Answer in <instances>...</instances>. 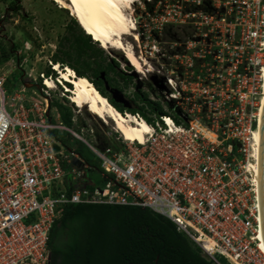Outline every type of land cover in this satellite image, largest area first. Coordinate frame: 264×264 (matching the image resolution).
<instances>
[{"label": "built area", "instance_id": "obj_1", "mask_svg": "<svg viewBox=\"0 0 264 264\" xmlns=\"http://www.w3.org/2000/svg\"><path fill=\"white\" fill-rule=\"evenodd\" d=\"M188 1L163 0L158 19L160 28H194L183 51L162 54L169 63L161 95L175 103V114L167 108L147 122L139 112H123L147 123L142 141L119 133L101 145L92 127L77 131L75 118L66 125L49 114L52 88L44 81L58 77L40 73L39 90L30 83L9 94L0 71V264H48L51 226L70 203L148 207L214 264H264L249 166L263 97L264 0H191L195 9L183 13ZM56 131L87 145L97 168ZM92 169L99 183L88 177Z\"/></svg>", "mask_w": 264, "mask_h": 264}, {"label": "trees", "instance_id": "obj_2", "mask_svg": "<svg viewBox=\"0 0 264 264\" xmlns=\"http://www.w3.org/2000/svg\"><path fill=\"white\" fill-rule=\"evenodd\" d=\"M12 8L15 6L12 5ZM0 49L5 59L14 47L9 52L0 44ZM124 61L125 66L119 69L118 60L114 57L109 59L98 42L71 18L58 39L51 65L57 63L61 69L68 66L76 76L92 83L118 112H139L149 122L152 114H161L164 109L140 87L136 86L133 92V100L139 104L132 107L123 106L104 91V84L112 90H121L118 79L122 80L124 87L131 82L133 78L128 71L133 67L127 64L126 58ZM53 73L54 70L48 68L45 75L55 77ZM64 83L71 87L70 83ZM69 94L68 91L64 92V101H68ZM166 103L168 111L175 114L177 107L174 103ZM53 105L61 121L71 125L70 106L58 100ZM54 133L58 134L57 131ZM63 143L68 145L64 139ZM105 144L103 142L101 145ZM77 152L80 154V151ZM91 165L97 168V163ZM47 246L49 264H214L194 241L177 230L171 220L148 207L130 204L64 205L60 216L51 226ZM220 260L225 263L224 259Z\"/></svg>", "mask_w": 264, "mask_h": 264}, {"label": "rangeland", "instance_id": "obj_3", "mask_svg": "<svg viewBox=\"0 0 264 264\" xmlns=\"http://www.w3.org/2000/svg\"><path fill=\"white\" fill-rule=\"evenodd\" d=\"M12 5L15 8H12ZM181 9L183 13L193 11L195 5L189 0L182 3ZM162 10L163 0H137L132 4V9L127 12L136 23L139 40L135 41L131 35L124 36V40L133 45L136 55L145 59V71L142 73L135 71L120 50L112 47L103 48L109 59L114 57L118 60L119 69L126 64L124 58H126L127 64L129 63L133 67L128 71L133 78L128 86L124 87L120 79H118V83L121 90H112L104 84L105 93L125 107L138 106L139 102L133 100V92L137 86L147 93L151 100L159 102L163 109L168 108L167 101L161 95V89L166 88L163 84L162 72H164L163 66H167L169 61L162 54L166 51L169 53L171 49L175 51L176 48L183 51L182 41L189 38L194 32V28L190 24L182 23L167 24L160 28L158 19ZM71 18L73 17L70 10L61 7L54 0H0V44L9 52L11 47H14V50L5 59V54L0 49V71L5 72L7 76L6 85L10 88L9 94L12 93V89L17 90L21 85L32 83V77L37 79L39 74L45 73L48 68L54 70V67L51 66L52 55L56 50L59 37L63 34L65 26ZM175 42L181 43L176 44ZM148 68L150 71H146ZM19 71L22 72L20 73L21 76L18 74ZM53 74L58 77L55 70ZM54 80L56 81V79ZM41 82L42 79H37L36 84L32 83V88L39 90ZM64 82H57L56 87L49 91L51 94L49 114L52 118L61 120L56 107L53 105V102L58 100L70 106L72 117L77 123L75 126L77 131H79L80 126L92 127L99 144L103 142L106 144L114 143L115 137H119V132L114 131L113 121L109 118L102 119L93 115L85 106L76 107L69 99L67 102L64 101V92L67 86ZM63 85L66 86L63 87ZM27 92L28 95L31 93L30 90ZM107 132L112 133L111 137H106ZM58 135L64 139L69 147L80 151V155L86 159L87 163L90 165L98 163L97 158L87 145L70 137L66 132H58ZM83 135L88 137L87 133H83ZM224 144L230 149L235 146H233L234 141L232 140H228ZM93 179L97 183L100 182L99 174L96 171L93 172Z\"/></svg>", "mask_w": 264, "mask_h": 264}, {"label": "bare ground", "instance_id": "obj_4", "mask_svg": "<svg viewBox=\"0 0 264 264\" xmlns=\"http://www.w3.org/2000/svg\"><path fill=\"white\" fill-rule=\"evenodd\" d=\"M61 7L68 8L71 16L78 22L85 33L89 34L93 40L99 42L102 48L112 47L120 50L128 59L129 63L134 67L136 72L145 71L144 65L146 61L142 56H138L134 52V47L130 42L124 40V36L131 35L135 41L139 40L137 26L134 20L127 14L132 9V4L137 0H54ZM54 69H58V83L68 81L71 87L66 86V91L70 94L68 99L75 104L76 107L85 106L93 115L113 121L115 129L126 139H134L142 141L144 139V131L147 129V123L144 119L139 120L132 118L130 114L115 110L112 105L102 96L84 77H78L68 67L60 69L57 63H54ZM150 69L148 68V70ZM264 79V67H263ZM55 80L47 78L44 81L50 88L56 87ZM263 97L258 112L259 121L255 131L256 137V153L254 154V162L250 164L251 173L259 186L260 172V139H261V114L264 104V81L262 84ZM127 114H129L127 112ZM209 134L208 132H206ZM261 238L264 245L263 231L261 229Z\"/></svg>", "mask_w": 264, "mask_h": 264}, {"label": "water", "instance_id": "obj_5", "mask_svg": "<svg viewBox=\"0 0 264 264\" xmlns=\"http://www.w3.org/2000/svg\"><path fill=\"white\" fill-rule=\"evenodd\" d=\"M261 115L262 116H261V139H260V172H259L258 197H259V207H260L261 223H262V231H263V239H264V104ZM48 257L50 258V253Z\"/></svg>", "mask_w": 264, "mask_h": 264}, {"label": "crops", "instance_id": "obj_6", "mask_svg": "<svg viewBox=\"0 0 264 264\" xmlns=\"http://www.w3.org/2000/svg\"><path fill=\"white\" fill-rule=\"evenodd\" d=\"M112 107H113V106H112ZM113 108H114V107H113ZM114 109H115V108H114ZM115 110H116V109H115ZM67 146H68V145H67ZM93 171H95V170L92 169L91 172H93ZM91 172H90V173L88 172V177H90L91 179H93V175L91 174ZM93 180H94V179H93Z\"/></svg>", "mask_w": 264, "mask_h": 264}, {"label": "clouds", "instance_id": "obj_7", "mask_svg": "<svg viewBox=\"0 0 264 264\" xmlns=\"http://www.w3.org/2000/svg\"><path fill=\"white\" fill-rule=\"evenodd\" d=\"M52 66V65H51ZM53 68V67H52ZM58 73V69H54Z\"/></svg>", "mask_w": 264, "mask_h": 264}]
</instances>
